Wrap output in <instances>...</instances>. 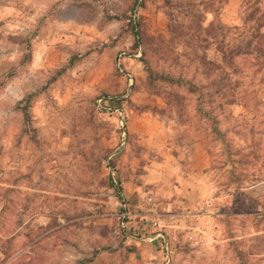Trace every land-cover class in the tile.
Returning <instances> with one entry per match:
<instances>
[{
    "label": "rangeland",
    "instance_id": "1",
    "mask_svg": "<svg viewBox=\"0 0 264 264\" xmlns=\"http://www.w3.org/2000/svg\"><path fill=\"white\" fill-rule=\"evenodd\" d=\"M182 3L0 0V264H264V0Z\"/></svg>",
    "mask_w": 264,
    "mask_h": 264
},
{
    "label": "trees",
    "instance_id": "2",
    "mask_svg": "<svg viewBox=\"0 0 264 264\" xmlns=\"http://www.w3.org/2000/svg\"><path fill=\"white\" fill-rule=\"evenodd\" d=\"M168 4L171 5V8H175L177 13L174 14V12L172 11H169L167 13V16H168V26H169V30L172 32L174 30V23L177 21V14L179 13H182L183 12V3H182V0H167ZM173 5V6H172ZM189 6V5H188ZM172 10V9H171ZM179 10V11H178ZM261 19H264V12L261 13V15L259 16L258 20H261ZM260 26H263L261 25L260 23L258 24V28Z\"/></svg>",
    "mask_w": 264,
    "mask_h": 264
},
{
    "label": "built area",
    "instance_id": "3",
    "mask_svg": "<svg viewBox=\"0 0 264 264\" xmlns=\"http://www.w3.org/2000/svg\"><path fill=\"white\" fill-rule=\"evenodd\" d=\"M103 98L104 97H99L96 101L97 102V108H99V109H105L104 105L102 104V101L104 100Z\"/></svg>",
    "mask_w": 264,
    "mask_h": 264
}]
</instances>
